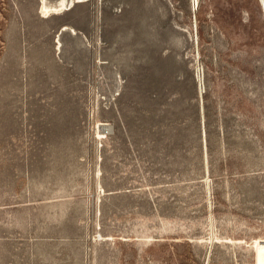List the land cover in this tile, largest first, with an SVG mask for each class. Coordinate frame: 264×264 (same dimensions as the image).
I'll list each match as a JSON object with an SVG mask.
<instances>
[{
	"label": "rangeland",
	"instance_id": "1",
	"mask_svg": "<svg viewBox=\"0 0 264 264\" xmlns=\"http://www.w3.org/2000/svg\"><path fill=\"white\" fill-rule=\"evenodd\" d=\"M39 5L0 0V264H264L260 0Z\"/></svg>",
	"mask_w": 264,
	"mask_h": 264
},
{
	"label": "bare ground",
	"instance_id": "2",
	"mask_svg": "<svg viewBox=\"0 0 264 264\" xmlns=\"http://www.w3.org/2000/svg\"><path fill=\"white\" fill-rule=\"evenodd\" d=\"M39 1L41 2V5L39 6V12L42 16L46 17L49 14H58L62 10H69L74 6L75 3H82L83 0H60L58 3L56 2V5L51 6L46 4V0ZM260 3L264 10V0H260ZM66 29L67 27H63V30Z\"/></svg>",
	"mask_w": 264,
	"mask_h": 264
},
{
	"label": "crops",
	"instance_id": "3",
	"mask_svg": "<svg viewBox=\"0 0 264 264\" xmlns=\"http://www.w3.org/2000/svg\"><path fill=\"white\" fill-rule=\"evenodd\" d=\"M39 4L41 5V2H40V1H39ZM40 5H39V6H40Z\"/></svg>",
	"mask_w": 264,
	"mask_h": 264
}]
</instances>
